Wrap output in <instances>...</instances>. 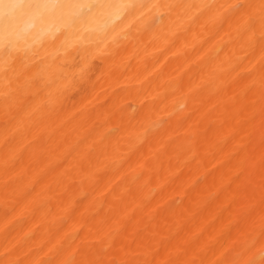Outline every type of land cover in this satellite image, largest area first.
Instances as JSON below:
<instances>
[{"label":"clouds","instance_id":"9594fccd","mask_svg":"<svg viewBox=\"0 0 264 264\" xmlns=\"http://www.w3.org/2000/svg\"><path fill=\"white\" fill-rule=\"evenodd\" d=\"M200 34L221 42L188 49L176 74L157 72ZM105 88L109 102L86 108ZM209 106V133L186 134ZM56 136L79 145L69 169L79 184L106 169L144 203L159 189L132 154L148 149L177 165L223 159L227 227L207 246L167 253L159 231L144 228L134 242L119 218L38 242L25 210L35 189L18 199V170L30 154L60 150L40 147ZM184 204L177 197L169 208ZM0 264H264V0H0Z\"/></svg>","mask_w":264,"mask_h":264},{"label":"bare ground","instance_id":"6f19581e","mask_svg":"<svg viewBox=\"0 0 264 264\" xmlns=\"http://www.w3.org/2000/svg\"><path fill=\"white\" fill-rule=\"evenodd\" d=\"M220 42L215 34L193 36L187 46L178 44L174 57L162 63L157 72L176 74L188 49L206 53ZM188 54L192 52L188 51ZM153 55L162 54L154 52ZM106 91V88L98 91L85 107L102 108L110 100L105 95ZM211 112V106L198 109L186 134L203 139L214 126ZM90 119H94V115ZM91 133L92 129H88L83 134L80 145ZM53 143H57L60 150L51 156L45 154L38 158L30 154L25 159V166L18 170L19 175L26 179L25 192L18 199L23 201L27 192L35 189L26 202L25 210L30 212V230L36 234L38 242L45 245L48 241L59 242L65 228L76 224L95 227L101 222L119 218L126 234L133 237L134 242L142 241L144 228L159 231L164 237L160 241L162 251L167 253L169 250L207 246L227 227V222L220 219L222 210L228 206L224 191L226 182L219 176L223 159L215 163L202 161V165H177L174 160L161 158L157 161L154 152L148 149L143 150V155L132 154L129 159L135 164L136 171H144L145 183L159 189L152 201L144 203L138 187L130 186L122 192L119 188L122 178H116L106 169L98 170L85 183L79 184L77 177L69 171L73 153L79 145L71 138L61 141L56 136L55 141L47 144L41 137L40 147L51 151ZM89 159L94 160V157ZM88 167V162H81L82 171H87ZM69 176L72 179H68ZM82 189L87 193L86 197L80 196ZM177 197L184 198L185 204L182 211L173 212L169 205ZM73 214L75 219L66 225L65 221Z\"/></svg>","mask_w":264,"mask_h":264}]
</instances>
